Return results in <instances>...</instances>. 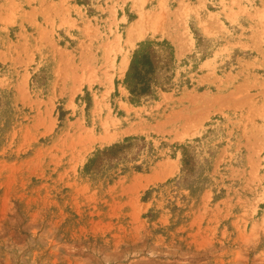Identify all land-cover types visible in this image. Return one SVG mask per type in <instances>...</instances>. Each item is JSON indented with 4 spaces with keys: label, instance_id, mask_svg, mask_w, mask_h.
I'll return each mask as SVG.
<instances>
[{
    "label": "rangeland",
    "instance_id": "374dc122",
    "mask_svg": "<svg viewBox=\"0 0 264 264\" xmlns=\"http://www.w3.org/2000/svg\"><path fill=\"white\" fill-rule=\"evenodd\" d=\"M203 1L0 0V264H264V0Z\"/></svg>",
    "mask_w": 264,
    "mask_h": 264
},
{
    "label": "bare ground",
    "instance_id": "6f19581e",
    "mask_svg": "<svg viewBox=\"0 0 264 264\" xmlns=\"http://www.w3.org/2000/svg\"><path fill=\"white\" fill-rule=\"evenodd\" d=\"M179 1H180V0H179ZM204 1H205V0H204ZM204 1H203V2H204ZM177 3H178V2H177ZM137 4H138V3H137ZM134 7H135V6H134ZM182 8H183V7H182ZM141 9H142V8H141ZM182 10H183V9H182ZM185 10H186V9H185ZM187 10H188V9H187ZM243 10H244V9H243ZM259 10H260V9H259ZM164 11H165V10H164ZM178 11H179V10H178ZM260 12H261V11H260ZM143 13H144V12H143ZM181 13H182V12H181ZM181 13H180V14H181ZM176 14H177V13H176ZM162 15H163V14H162ZM158 16H159V15H158ZM163 16H164V15H163ZM144 17H145V16H144ZM255 17H256V16H255ZM141 18H142V17H141ZM156 18H157V17H156ZM161 18H162V17H161ZM152 19H153V18H152ZM152 19H151V20H152ZM153 20H154V19H153ZM155 21H157V20H154V23H155ZM142 22H143V21H142ZM142 22H141V23H142ZM141 23H140V24H141ZM150 23H151V22H150ZM152 23H153V21H152ZM154 23H153V24H154ZM146 24H147V23H146ZM157 24H158V23H157ZM158 25H159V24H158ZM138 26H140V25H138ZM156 26H157V25H156ZM157 27H159V26H157ZM157 27H156V28H157Z\"/></svg>",
    "mask_w": 264,
    "mask_h": 264
}]
</instances>
